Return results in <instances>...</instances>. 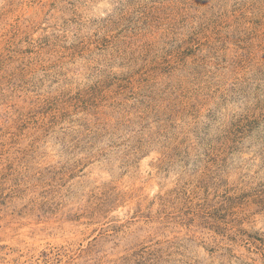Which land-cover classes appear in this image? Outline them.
<instances>
[{
    "label": "rangeland",
    "instance_id": "1",
    "mask_svg": "<svg viewBox=\"0 0 264 264\" xmlns=\"http://www.w3.org/2000/svg\"><path fill=\"white\" fill-rule=\"evenodd\" d=\"M0 264H264V0H0Z\"/></svg>",
    "mask_w": 264,
    "mask_h": 264
}]
</instances>
